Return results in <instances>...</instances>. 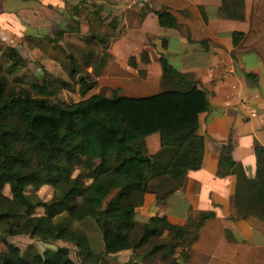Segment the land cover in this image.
Wrapping results in <instances>:
<instances>
[{"label": "crops", "instance_id": "1", "mask_svg": "<svg viewBox=\"0 0 264 264\" xmlns=\"http://www.w3.org/2000/svg\"><path fill=\"white\" fill-rule=\"evenodd\" d=\"M160 9L174 17L176 28L158 25L154 11ZM109 22L113 31L106 30ZM104 32L111 35L98 68L100 49L94 59L82 45H96L93 36ZM231 32L242 33L235 46ZM2 44L58 78L68 76V55L76 61L86 56L83 74L94 84L80 99L109 97L112 90L126 97L162 91L160 55L206 93L208 107L197 116L196 134L203 139L199 168L187 170L175 187L164 177L150 180L134 209L138 236L152 216H164L189 232L180 240L162 232L159 240L177 242L166 256L161 250L148 254L151 241L87 264H127L131 258L138 264H264V216L240 214L245 205L236 176L217 174L221 146L228 140L230 156L246 179L255 176L254 146L264 147V0H0ZM244 73L254 74L256 85ZM143 142L147 154H154L158 133L144 136ZM206 212L212 216L194 228ZM97 245L102 250L101 232Z\"/></svg>", "mask_w": 264, "mask_h": 264}, {"label": "trees", "instance_id": "2", "mask_svg": "<svg viewBox=\"0 0 264 264\" xmlns=\"http://www.w3.org/2000/svg\"><path fill=\"white\" fill-rule=\"evenodd\" d=\"M154 14L160 27L178 26L167 10H156ZM105 27L113 31L115 25L109 22ZM110 35L104 32L93 36L101 52L98 68L104 64ZM241 37V32H231L232 45ZM1 47L0 190L7 185L9 195L0 193V243L4 248L0 251V264H77L66 246L22 254L7 240L16 234L42 241L69 242L81 255V264L97 263L103 254L134 250L151 241L146 249L148 254L157 250H161V256L172 253L177 242L159 240L160 235L167 231L180 240L189 232L187 227L170 224L164 216H152L132 241L134 209L142 193L148 190L150 180L164 177L175 187L187 170L199 168L203 139L196 134V128L198 114L208 107L205 91L160 55L161 84L166 86L158 93L126 97L112 90L109 97L91 94L74 102H49L38 95L41 88L34 76L23 74L26 59L13 46ZM66 59L68 76L76 75L78 90L83 95L94 82L77 74L74 57L68 55ZM244 76L256 85L254 74ZM38 82L49 96L71 88L69 81L43 69ZM182 86L187 89L182 90ZM151 133H158L159 149L148 155L143 138ZM230 148L229 140L221 146L217 174L233 173L236 186L243 190L246 187L250 193V202L240 214L261 218L255 203L253 206L250 203L255 201L259 208L264 204V164L260 159L264 147L254 146L253 179L245 178L240 164L232 160ZM82 158L100 162L86 174L87 182L72 176L74 162ZM43 185L52 188L47 201L24 194L28 186L37 190ZM111 192V198L106 200ZM22 207L41 208L42 213L28 216L15 228L12 219ZM211 216L212 212L202 214L194 228ZM87 218L101 232L102 250L98 253L91 249L86 235L74 226ZM194 237L193 234L191 238ZM127 264L138 262L131 258Z\"/></svg>", "mask_w": 264, "mask_h": 264}, {"label": "rangeland", "instance_id": "3", "mask_svg": "<svg viewBox=\"0 0 264 264\" xmlns=\"http://www.w3.org/2000/svg\"><path fill=\"white\" fill-rule=\"evenodd\" d=\"M97 32H101V31L98 29ZM82 44H83L82 42L79 43V45H82ZM82 47L91 50L93 52L92 58L97 59V55H98L97 51L100 49V46L98 44L93 45V44H90L88 42H84ZM1 49H2V47L0 46V51H1ZM85 59H88V58L78 57V59H77V66H76V68H78L77 74L82 75V76H84V74H83L84 73L83 61ZM66 61H68V60L66 59ZM18 74H21V73H18ZM23 74H26V75L31 74L32 76H34V78L37 80L36 85L41 88L38 95L42 96V97H46L49 102H55V103H62L63 104V103H67V102H72L76 99H80L83 96L82 94H80V92L78 90V83L74 79L75 75H74V77L71 78V77L65 75L64 73H60V75H62V77H60V78L64 79V81L65 80L69 81L71 88L70 89H60L56 93L55 96H49V94H47V91L44 90L42 85H40L38 82L39 76L41 75L40 66H38L36 64H32L29 62V64L26 65ZM51 75H53V73ZM85 79L87 81H91V77H88L87 75H85ZM164 86H166V85H162V89L164 88ZM167 86H169V85H167ZM260 159H261V162L264 164V156L263 157L261 156ZM97 164H99L98 161H93V160L83 159V158L78 159L74 162L72 176H74L76 178H82L83 182H87L88 178L85 177L86 174L91 173L96 168ZM0 193L4 194V195H9L8 186L7 185L3 186V188L0 190ZM111 193L106 197V200L108 198L109 199L111 198V196H112ZM24 194L27 195L28 197L40 199L41 201H47L51 197L52 188L48 185H43V186L39 187L37 190H32L30 188V186H28V187H26ZM251 198H252V196H251ZM249 199H250V193H249V190L245 187V190L242 191V195L240 197V200L242 202L241 204L242 205L248 204L250 202ZM252 199H251V201H252ZM254 203H255V208L257 210V213L260 214L261 216H264V204L262 203L263 204L262 207L259 208V207H257L258 205L256 204L255 201L251 202L250 205L253 206ZM41 212H42V210L40 208L28 209V208L22 207V208H20L19 213L12 219L13 226L15 228H19L21 226L22 221L25 218H27L28 216H32L34 214L38 215ZM74 226L77 229L81 230L86 235L87 239L89 238L90 244H92L93 241L95 242V244L93 246V251L98 253L100 251L99 247L97 245L100 229L96 226V224L91 219L87 218L78 224L76 223ZM137 236H138V232L133 231L132 238L134 240H136ZM7 240L10 241L11 243H13L14 245H16L22 254L23 253H30V252H34V251L41 252L44 249H54L55 247L62 246V244H64V245H67L69 248L70 258L72 260H74L77 264H81L80 263V261L82 259L81 255L77 254L76 248L69 242H64V241H60V240L42 241L36 237H30V236L25 235V234H16L13 236H8ZM3 250H4L3 245L0 243V251H3ZM107 263H112V262H107ZM100 264H103V260L100 261Z\"/></svg>", "mask_w": 264, "mask_h": 264}, {"label": "built area", "instance_id": "4", "mask_svg": "<svg viewBox=\"0 0 264 264\" xmlns=\"http://www.w3.org/2000/svg\"><path fill=\"white\" fill-rule=\"evenodd\" d=\"M244 104V103H243ZM245 105V104H244ZM249 111V115L253 116L254 115V110L253 109H250L248 110Z\"/></svg>", "mask_w": 264, "mask_h": 264}]
</instances>
